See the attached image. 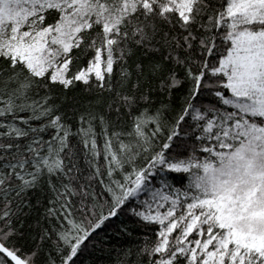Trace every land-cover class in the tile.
I'll return each mask as SVG.
<instances>
[{
  "label": "snow or ice",
  "instance_id": "obj_1",
  "mask_svg": "<svg viewBox=\"0 0 264 264\" xmlns=\"http://www.w3.org/2000/svg\"><path fill=\"white\" fill-rule=\"evenodd\" d=\"M0 264H264V0H0Z\"/></svg>",
  "mask_w": 264,
  "mask_h": 264
}]
</instances>
